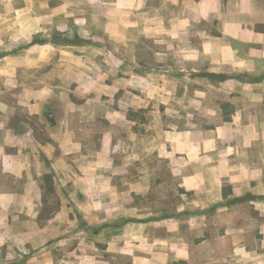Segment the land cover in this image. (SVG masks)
Wrapping results in <instances>:
<instances>
[{
  "label": "rangeland",
  "instance_id": "1",
  "mask_svg": "<svg viewBox=\"0 0 264 264\" xmlns=\"http://www.w3.org/2000/svg\"><path fill=\"white\" fill-rule=\"evenodd\" d=\"M87 2L49 0L46 13L59 7V12L68 10L73 16L53 19L58 26L53 32L25 36L21 28H33L34 15L11 12L24 7L23 0H0V43L28 39L30 46H58L57 51L47 47L41 52L58 61L57 67L24 64L25 58L34 59L30 46L22 57L13 52L11 79L0 65V125L7 114L12 130L7 138L0 129V264L120 263L111 252L122 237L133 239L135 234L140 247L147 246L148 240L142 239L146 227L138 233L132 228L138 230L151 219L179 217V205L194 201L192 193L182 196L179 181V175L186 174V181L194 182L189 177L193 162L179 163L178 153L163 147L161 126L167 117L162 108L173 109V101L157 94L146 99L139 93V110L121 105L122 99L131 100L120 93L130 84L131 70L144 87L161 88L164 68L154 54H162V46L147 39L130 41L132 15L161 10L160 0H135L134 5L132 0ZM117 2L122 10L115 7ZM139 4L141 9H136ZM256 6L264 11V0H257ZM118 23H123L126 43L120 44L115 33ZM201 31L213 34L205 24ZM132 61L140 66L131 67ZM170 66L165 77L177 82L172 88L179 93L184 89V83H178L182 64L175 58ZM198 66L205 70L207 61L201 59ZM38 97L45 103L42 115L23 113L20 99L34 103ZM150 126L154 129H147ZM51 127L57 144L50 139ZM66 128L74 132L70 139ZM191 207L186 212L193 213Z\"/></svg>",
  "mask_w": 264,
  "mask_h": 264
},
{
  "label": "crops",
  "instance_id": "2",
  "mask_svg": "<svg viewBox=\"0 0 264 264\" xmlns=\"http://www.w3.org/2000/svg\"><path fill=\"white\" fill-rule=\"evenodd\" d=\"M256 1L160 0L161 10L155 8L152 14L138 10L132 15L130 25L134 34L130 41L147 39L162 46L163 53L156 52L154 59L163 65L164 74L161 88L144 87L138 73L131 70L139 63H129L131 81L120 93L131 100L127 103L122 99L121 105L128 107L125 110L132 109L131 112L139 110V93L146 99L157 94L164 101H173V109L162 108L167 117L161 126L165 132L163 147L177 152L179 163L193 162L189 177L194 182H187L186 174H180L179 181L184 185L182 196L192 193L194 201L179 205V217L151 219L139 224L138 230L132 228L131 232L138 233L146 227L147 234L142 238L148 240L145 249L134 239L135 234L134 240L122 237L111 252L121 262L112 259L98 264H264V35L254 32L255 25H264V11L258 10ZM23 2L24 7L11 12L34 15V19L30 16L34 27L21 28L25 36L53 32L58 29L53 19L60 14L66 18L73 16L68 10L59 12V7L46 13L49 0ZM141 4L136 9H141ZM115 7L122 10L123 4L117 2ZM118 24L115 33L121 38L120 44L126 43L123 23ZM203 24L213 30L212 35L202 34ZM30 44L28 39L23 43H0V65L6 67L10 79V68L16 61L13 52L18 50L22 57V51L27 53ZM30 47L34 48V59L25 58L24 64L36 68L43 63L58 66V61L54 63L41 53L47 47L57 51L58 46ZM175 58L182 64L178 83H184V89L179 93L172 88L177 82L165 77ZM203 58L207 61L205 70L198 66ZM44 105L39 97L34 103H24L22 99L18 102L30 117L41 116L46 110ZM2 107L5 112L7 106ZM172 116L178 119L177 123ZM2 117L5 122L0 129L9 138V117ZM130 121L133 126L134 121ZM150 128L154 129H147ZM51 129L50 139L57 144L58 135ZM69 130H65L68 139L74 133ZM188 206H192L193 213L186 212Z\"/></svg>",
  "mask_w": 264,
  "mask_h": 264
},
{
  "label": "trees",
  "instance_id": "3",
  "mask_svg": "<svg viewBox=\"0 0 264 264\" xmlns=\"http://www.w3.org/2000/svg\"><path fill=\"white\" fill-rule=\"evenodd\" d=\"M254 32L256 34H262V35H264V25H255L254 26Z\"/></svg>",
  "mask_w": 264,
  "mask_h": 264
}]
</instances>
